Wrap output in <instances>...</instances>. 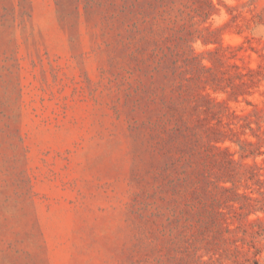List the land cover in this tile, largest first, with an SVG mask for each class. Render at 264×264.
<instances>
[{"label":"rangeland","instance_id":"374dc122","mask_svg":"<svg viewBox=\"0 0 264 264\" xmlns=\"http://www.w3.org/2000/svg\"><path fill=\"white\" fill-rule=\"evenodd\" d=\"M0 264H264V0H0Z\"/></svg>","mask_w":264,"mask_h":264}]
</instances>
